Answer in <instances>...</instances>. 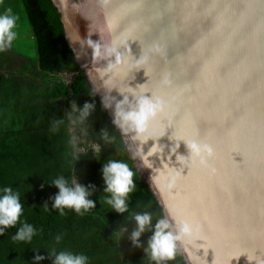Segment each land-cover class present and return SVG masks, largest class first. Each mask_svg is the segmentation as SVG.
Segmentation results:
<instances>
[{
  "label": "water",
  "instance_id": "95a60500",
  "mask_svg": "<svg viewBox=\"0 0 264 264\" xmlns=\"http://www.w3.org/2000/svg\"><path fill=\"white\" fill-rule=\"evenodd\" d=\"M51 1L101 102L162 100L151 139L117 129L186 264H264V0Z\"/></svg>",
  "mask_w": 264,
  "mask_h": 264
},
{
  "label": "trees",
  "instance_id": "16d2710c",
  "mask_svg": "<svg viewBox=\"0 0 264 264\" xmlns=\"http://www.w3.org/2000/svg\"><path fill=\"white\" fill-rule=\"evenodd\" d=\"M20 1L35 56L29 65L16 68L11 55L0 50V190L11 186L20 193L23 215L0 235V264H35L37 254L48 257L60 251L84 254L88 264H155L144 250L151 232L142 234L140 247L130 235L136 227L135 214L151 213L155 225L164 218L161 206L76 62L57 8L51 0ZM20 22L16 19L11 53L26 55L15 46L27 43L26 27ZM63 75L71 79L66 81ZM86 101L95 108L88 120L75 124L85 133L74 138L66 113L73 102L82 107ZM103 130L109 132L111 142L103 139ZM74 141L86 150L77 152ZM92 143L100 145L99 153L92 150ZM109 160L126 162L134 172L137 187L128 196L124 214L106 203L110 194L103 192L102 167ZM61 175L69 180L76 175L80 184L94 185L90 199L96 207L82 214L65 209L63 215L52 209L51 197L58 193L52 182ZM23 222L36 229L31 241L13 239ZM52 259L40 264H52ZM166 264H186L179 248Z\"/></svg>",
  "mask_w": 264,
  "mask_h": 264
},
{
  "label": "clouds",
  "instance_id": "9594fccd",
  "mask_svg": "<svg viewBox=\"0 0 264 264\" xmlns=\"http://www.w3.org/2000/svg\"><path fill=\"white\" fill-rule=\"evenodd\" d=\"M9 14L0 15V50H4L11 46L16 38V17ZM97 54L99 51L97 50ZM109 55L116 56V63L121 62L120 53L113 49ZM112 102L108 101V97H102V104L105 109L112 110L113 124L123 132H135L138 138L151 139L146 133L149 130V125L157 115L163 111L164 104L159 98H153L144 95L135 98V103L130 102L129 97L123 96L122 100H117L112 96ZM95 104L85 102L82 107H78L75 102L70 106L69 112L66 113L67 119L72 124L84 123L88 120L91 112L94 110ZM104 140L111 142L109 132L101 131ZM189 156L176 155V159L199 158L202 153L212 154L211 148L201 146L195 141H184ZM77 152L85 151L86 149L76 146ZM180 146V144H179ZM91 148L94 152H100V145L92 143ZM201 163L204 160L201 159ZM102 178L104 181L103 192L109 193L106 197V203L111 205L112 209L120 214L128 211L127 199L131 192L137 187L134 183V172L130 169L126 162L119 160H109L102 167ZM52 184L58 189V193L51 197L52 209L59 210L60 214H64L65 209L74 210L78 214L87 212L96 207V202L90 197L95 192L94 185L84 186L75 178L69 180L61 175L55 178ZM44 207H48L45 203ZM23 215V205L21 203L20 193L14 190L11 186H6L0 190V235L8 228L15 227ZM136 227L132 230L130 239L132 243L140 247V238L146 231L151 232V236L147 241V247L144 249L155 264H166V262L175 258L178 251V244L182 243L185 238L193 235V225L187 221L176 220L173 223L168 218L159 219L153 225L152 214L149 212L137 213L133 217ZM125 231L127 229L125 228ZM36 233V229L29 223L23 222L17 229L13 239L16 241H31ZM60 237H57L59 240ZM53 258L52 264H88V257L84 254H75L69 251H60L54 255L48 254V257L37 254L34 257L35 264H40L41 261L47 258ZM237 260L239 259L236 258Z\"/></svg>",
  "mask_w": 264,
  "mask_h": 264
},
{
  "label": "rangeland",
  "instance_id": "374dc122",
  "mask_svg": "<svg viewBox=\"0 0 264 264\" xmlns=\"http://www.w3.org/2000/svg\"><path fill=\"white\" fill-rule=\"evenodd\" d=\"M11 9L10 15H13L16 17V19L21 20L20 24H23L24 27H26V34H27V43H18L15 44V46L19 47L21 50L26 51L30 58H34L35 56V49H34V42L30 38L29 33L31 32L30 28L28 27V22L25 20V15L22 11L21 1L20 0H0V15L9 14L8 10ZM9 48V47H8ZM13 51V50H12ZM14 57V61L16 62V68L21 64V60L23 57H21L19 54H12ZM63 78L66 81H69L71 79V75H63ZM70 131L73 133L74 138L78 136H82L85 133L84 128L80 125L79 127H76L74 124H71Z\"/></svg>",
  "mask_w": 264,
  "mask_h": 264
},
{
  "label": "crops",
  "instance_id": "0c3cea01",
  "mask_svg": "<svg viewBox=\"0 0 264 264\" xmlns=\"http://www.w3.org/2000/svg\"><path fill=\"white\" fill-rule=\"evenodd\" d=\"M11 45H13V43L11 44ZM11 49H13L11 46H9V48L7 47L6 49H5V51L8 53V54H10L11 55V58H12V60L14 61V57H13V53H11ZM34 49H35V46H34ZM19 55L21 56V57H23V59L21 60L22 62H21V64L17 67V68H19V67H21L22 65H29L30 63H32L33 61H32V58H30V57H28L27 55H25V54H21V53H19ZM14 63H16L15 61H14ZM15 67H16V64H15Z\"/></svg>",
  "mask_w": 264,
  "mask_h": 264
}]
</instances>
